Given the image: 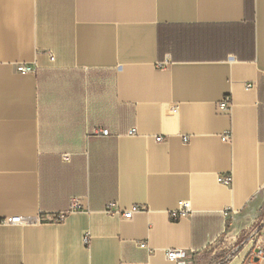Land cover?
I'll return each instance as SVG.
<instances>
[{
  "label": "crops",
  "instance_id": "1",
  "mask_svg": "<svg viewBox=\"0 0 264 264\" xmlns=\"http://www.w3.org/2000/svg\"><path fill=\"white\" fill-rule=\"evenodd\" d=\"M226 231L264 245V0H0V264H195Z\"/></svg>",
  "mask_w": 264,
  "mask_h": 264
},
{
  "label": "built area",
  "instance_id": "2",
  "mask_svg": "<svg viewBox=\"0 0 264 264\" xmlns=\"http://www.w3.org/2000/svg\"><path fill=\"white\" fill-rule=\"evenodd\" d=\"M16 70L19 72H23V73H30V72H34L35 68L34 65H28V64H17L16 65ZM252 84H247L246 87L250 88L252 87ZM230 98L228 96H225L219 103H218V110L220 112H228L230 109ZM175 111V109H174ZM94 133L98 136H109V130L106 128H101V129H96L94 131ZM230 138V135L228 133L224 134L222 136V139L225 141H228ZM156 140L161 141L162 137L158 136L156 137ZM186 140V139H185ZM220 182L224 183V184H229L231 182V178L230 176H221L219 177ZM72 206H78L79 207V202L78 201H73L72 202ZM144 209V207H139L137 205L132 206L129 209L126 210H119L115 207V203L111 202L108 204V209L106 210L108 213H122V215L126 218L131 217V215L137 211H140ZM188 204L187 203H182L181 207L177 210H173L170 211V219L172 221H176L178 220L180 217L186 215V213L188 212ZM64 215L63 214H58L55 217L56 221H61L63 219ZM3 223H24L26 222L21 216H13V217H6L4 219H2ZM84 243L88 244L89 242V235L86 234L83 238ZM246 242V240H241L237 245L236 248L238 249V252H242L244 251V260H248V261H252L255 259H264V245L261 243H257L256 246H248L246 249L245 247L247 246V244H244ZM140 246H146V244L144 242L140 243ZM244 249V250H243ZM166 257L171 260V261H175L177 264H186L185 259L187 257L186 251L183 249H168V251L166 252Z\"/></svg>",
  "mask_w": 264,
  "mask_h": 264
},
{
  "label": "rangeland",
  "instance_id": "3",
  "mask_svg": "<svg viewBox=\"0 0 264 264\" xmlns=\"http://www.w3.org/2000/svg\"><path fill=\"white\" fill-rule=\"evenodd\" d=\"M109 130L110 129L106 127ZM98 128H95L94 130H90L91 132L89 134H93V131H95ZM95 134V133H94ZM243 234H240V237H234L228 235L227 231L224 232L213 244H211L200 256L197 257H191V262H195V264H228L232 262L233 260H240L243 258L244 251L238 252V249L236 248V245L241 241ZM241 238V239H240ZM249 237L246 239L248 241ZM251 243L248 242V245L245 247V249L250 245ZM244 250V249H243ZM199 260H202L201 263H199ZM186 264L187 263V257L185 259Z\"/></svg>",
  "mask_w": 264,
  "mask_h": 264
}]
</instances>
